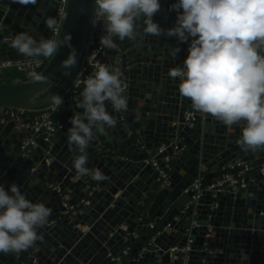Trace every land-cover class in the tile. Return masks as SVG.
Here are the masks:
<instances>
[{"label":"water","instance_id":"1","mask_svg":"<svg viewBox=\"0 0 264 264\" xmlns=\"http://www.w3.org/2000/svg\"><path fill=\"white\" fill-rule=\"evenodd\" d=\"M57 2L36 0L21 5L0 0L3 72V64L23 56L10 47L18 31L39 33L33 36L38 41L49 38L44 20L53 17ZM94 2L67 0L59 35L72 36L77 52L74 68L69 72L60 68L70 52L61 46L38 72L49 77L47 83H33L30 78L0 82V136H10L14 145L0 151L7 169L0 184L6 190L12 183L19 185L29 200L52 209L49 220H57L56 225L46 224L38 230L42 240L22 251L19 259L16 253L0 254V264H110L108 254L117 255L137 241L132 236L143 231L138 222L142 216L155 223L162 234L152 240L146 233L141 237L143 243L133 246L130 256L117 264H181L182 254L171 250L187 247L189 240V264H264V148L241 150L237 143L240 127L229 129L210 115L195 111L191 101L180 95L179 78L172 80L167 73L169 68L183 66L191 38L183 43L162 34L143 41L117 40L118 47L108 49L102 64L120 69L128 108L114 112L107 103L117 124L103 134L96 133L87 149V166L100 168L108 180L78 176L72 167L68 128L70 117L82 115L78 104L63 117L65 127L52 144L40 142L30 156L22 157L24 136L15 121H6L4 109H43L51 105V95H62L71 88L86 48ZM176 2L160 0L161 11L153 20L161 28L175 25L177 12L171 5ZM103 34L99 22L95 41L99 43ZM174 47L180 49L175 57L170 54ZM161 149L164 153L155 156ZM168 155L173 156L174 168L160 187L158 172L150 161L155 158L163 167L162 160ZM238 161L247 163L249 172L236 192L214 198L213 192L205 191L191 204L195 196L191 187L203 168L205 183L211 184L227 175L228 166ZM85 200L89 205H83ZM194 217L200 227L190 234L186 229Z\"/></svg>","mask_w":264,"mask_h":264},{"label":"clouds","instance_id":"2","mask_svg":"<svg viewBox=\"0 0 264 264\" xmlns=\"http://www.w3.org/2000/svg\"><path fill=\"white\" fill-rule=\"evenodd\" d=\"M21 5L36 0H13ZM177 12L172 28L163 29L153 17L161 11L160 0H95L94 11L102 22V49H116L118 41H143L148 36L162 34L188 43V55L183 66L169 68L167 75L176 80L182 97L191 101L192 108L207 114L232 129L240 127L237 141L243 151L264 148V0H177L171 5ZM182 10V11H181ZM54 34L58 21L44 20ZM0 25V32H3ZM70 33L39 41L27 32L11 39L10 47L18 54L32 58L38 67L41 58H53L61 46L70 49L60 68L69 72L77 64V52ZM179 47L171 49L175 55ZM33 83H47L49 77L30 71ZM118 67L98 63L96 70L84 81L82 100L77 107L82 115L70 117L68 144L73 152L72 167L78 176L94 181L109 177L98 167L89 168L87 149L96 133H105L117 124L107 111L110 103L114 112L126 111V85ZM52 111L63 104V97H49ZM85 120L87 122H85ZM95 130V131H94ZM52 209L43 202L34 203L12 183L9 189L0 184V254H13L33 247L42 237L38 230L48 223Z\"/></svg>","mask_w":264,"mask_h":264},{"label":"built area","instance_id":"3","mask_svg":"<svg viewBox=\"0 0 264 264\" xmlns=\"http://www.w3.org/2000/svg\"><path fill=\"white\" fill-rule=\"evenodd\" d=\"M66 5L67 0H58L57 6L55 8V17L58 21L57 31L54 34L50 31L49 38H57L60 34L62 23L66 17ZM98 21L96 14L94 13L92 25L90 27L86 48L81 60L78 74L69 90L64 92L61 96L63 97V104L59 107L57 111H52V105H49L43 109L39 110H27V109H4L6 118H11L19 123L21 131L25 134V139L22 142L21 146V155L22 157L30 156L34 150L39 147V143L52 144L53 140L56 138L57 134L64 129L65 123L63 117L66 116L67 112L76 106L82 96L84 89V84L79 83V81H84L96 70V65L98 63L102 64V60L107 56L108 49H102L100 43L96 42V33L98 28ZM50 58H41V63L37 67L35 61L32 58L22 56L17 60L9 61L3 64L4 69L14 70L27 78L30 71L40 72L45 68L47 62ZM122 77V76H121ZM126 85L125 82H123ZM165 149H161L158 154L164 153ZM178 147H174V151H177ZM152 166L158 172L157 182L160 184V187H164L169 179V175L173 170V156H166L162 160V164L159 163L155 158L150 161ZM206 171V168L202 169V174L197 178L194 184L191 187L192 192H194V201L197 202L205 191L213 192V197L216 198L217 195H228L236 192L240 185L244 181V175L249 172V167L247 163L236 162L228 166L227 175L217 179L211 184L205 183V176L203 172ZM236 171H238L236 173ZM7 175L6 168H0V182ZM89 189V188H88ZM83 205H89L87 200L83 201ZM81 211V210H80ZM79 211V212H80ZM82 212V211H81ZM139 223L142 224L143 230H146L152 233V240L157 239L162 232L157 229L155 223H148L144 216L138 219ZM57 224V220H48V226H54ZM200 227V221L197 217H194L190 220L187 232L192 233L194 229ZM134 239L138 238V235L132 236ZM130 239H127L129 241ZM191 243L189 240L187 247L179 249H172V253L179 252L182 254L181 264H189V252L191 251ZM132 251V246L127 245L117 255L108 254L107 258L110 264H117L122 259L129 257ZM22 255V251L16 253L17 258L19 259Z\"/></svg>","mask_w":264,"mask_h":264},{"label":"crops","instance_id":"4","mask_svg":"<svg viewBox=\"0 0 264 264\" xmlns=\"http://www.w3.org/2000/svg\"><path fill=\"white\" fill-rule=\"evenodd\" d=\"M19 33L20 32H27L29 35H32V36H38L39 35V33H33V32H31V31H29V30H22V31H18ZM6 70H11V69H4V72L0 69V74L1 75H3V78H4V74H5V71ZM12 71H14V70H12ZM2 72V73H1ZM16 72V71H15ZM16 73H18V72H16ZM18 74H20V73H18ZM22 75V74H21ZM19 80V79H18ZM3 122H5V120H2ZM6 121H15V120H13V119H11V118H7V120ZM16 122V121H15ZM16 124H17V130H18V132L20 133H22L23 134V136H24V139H25V134L21 131V129H20V125H19V123L18 122H16ZM57 137V136H56ZM11 138H10V136L6 139V138H3V137H1L0 136V151L2 152L3 151V148H5V147H7L8 145V148L10 147L11 149L12 148H14V145H11V140H10ZM24 139H23V141H24ZM56 139V138H55ZM54 142V141H53ZM156 155H158V153H156L155 154V156ZM6 166H5V163H4V159H3V156L2 155H0V168H5ZM173 168H174V165H173ZM228 169V168H227ZM226 169V170H227ZM215 170V169H214ZM183 173H184V171H183ZM68 198V197H67ZM144 218H145V220L147 221V219H146V216H144ZM190 221V220H189ZM139 222V221H138ZM148 223H150V221H147ZM143 235H146V231L145 230H143L142 232H141V234L140 235H138V238L137 239H135V240H137L135 243H130V246H135V245H137V244H142L143 242H142V240H141V237L143 236Z\"/></svg>","mask_w":264,"mask_h":264},{"label":"trees","instance_id":"5","mask_svg":"<svg viewBox=\"0 0 264 264\" xmlns=\"http://www.w3.org/2000/svg\"><path fill=\"white\" fill-rule=\"evenodd\" d=\"M18 79L28 80L29 78L25 77L24 75L18 74L12 70H6L5 74H4V78L2 80H0V82H2V81L13 82V81H16ZM146 233H147V235L152 236L150 232L146 231Z\"/></svg>","mask_w":264,"mask_h":264},{"label":"rangeland","instance_id":"6","mask_svg":"<svg viewBox=\"0 0 264 264\" xmlns=\"http://www.w3.org/2000/svg\"><path fill=\"white\" fill-rule=\"evenodd\" d=\"M15 72V71H14ZM151 235H152V233H151Z\"/></svg>","mask_w":264,"mask_h":264}]
</instances>
